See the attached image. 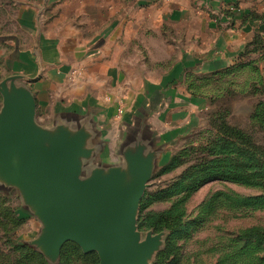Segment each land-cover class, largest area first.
<instances>
[{"label":"crops","instance_id":"crops-1","mask_svg":"<svg viewBox=\"0 0 264 264\" xmlns=\"http://www.w3.org/2000/svg\"><path fill=\"white\" fill-rule=\"evenodd\" d=\"M251 1L16 0L13 29L0 32V122L3 91L25 112L29 99L18 92L27 90L41 133L54 132L59 118L89 116L108 144L125 130L122 143L147 130L159 140L156 122L194 112L193 103H176L181 74L234 66L254 36L264 38L262 23L249 17ZM120 99L125 115L117 120ZM136 119L142 125L133 128ZM1 157L0 175L9 164ZM94 164L103 162L97 156Z\"/></svg>","mask_w":264,"mask_h":264},{"label":"rangeland","instance_id":"rangeland-1","mask_svg":"<svg viewBox=\"0 0 264 264\" xmlns=\"http://www.w3.org/2000/svg\"><path fill=\"white\" fill-rule=\"evenodd\" d=\"M15 1L0 0V32L13 29ZM251 2L254 4L250 13L264 18V0ZM175 89L179 90L176 103L179 106L183 102L193 103L194 112L189 117L186 114L181 117L179 113L177 120L158 121L155 126L152 113L147 115L145 125L154 126L159 140L145 129L158 158L155 166L148 164L142 172V195L133 213V240L143 247L139 264H264V241L251 232L264 230V200L244 202L264 196V180L257 179L264 177L263 36L252 38L236 65L207 73L185 71ZM120 103L121 114L117 110ZM166 103L165 98L162 105ZM116 104L115 119L120 120L125 115V102L120 99ZM140 125L141 120L136 119L130 126ZM97 132L102 144L98 160L106 166L123 168L122 151L129 143L123 146L127 141H122L127 131H120L119 141L109 140L110 144L104 132ZM240 136L246 139L241 140ZM249 143L256 147H250ZM130 154L143 160L152 155L147 148ZM252 160L258 165L253 170L240 167ZM135 167L129 166L131 170ZM223 169L233 175L241 172L246 178L253 177L255 183L222 180L216 173ZM130 175L134 176L133 172ZM23 201L19 189H0V264H42L30 257L31 261L27 260V250L21 245L40 253L46 264H101L96 251L85 253L73 241H66L59 254L48 253L47 246L39 244L40 241L35 243L41 224L23 208ZM165 214L179 219L181 227L176 231L153 227V221ZM169 239L176 244L177 254L159 263ZM69 243L78 245L82 253L69 246V251L65 249ZM42 251L50 256L46 258Z\"/></svg>","mask_w":264,"mask_h":264},{"label":"water","instance_id":"water-1","mask_svg":"<svg viewBox=\"0 0 264 264\" xmlns=\"http://www.w3.org/2000/svg\"><path fill=\"white\" fill-rule=\"evenodd\" d=\"M3 93L0 155L9 164L2 166L0 189L22 192L23 208L42 224L35 243L59 254L66 241H73L85 253L96 251L101 264H139L143 247L133 240V213L142 195V172L158 158L146 132L126 140L123 168L95 165L102 144L96 142L99 133L91 117L71 122L59 118L47 135L32 124L35 103L27 90L18 92L23 102L29 99L25 112L10 100L8 90ZM142 148L152 153L149 160L130 154ZM46 251L42 253L48 258Z\"/></svg>","mask_w":264,"mask_h":264},{"label":"trees","instance_id":"trees-1","mask_svg":"<svg viewBox=\"0 0 264 264\" xmlns=\"http://www.w3.org/2000/svg\"><path fill=\"white\" fill-rule=\"evenodd\" d=\"M249 17L252 18L253 20L260 21L262 23V25L264 26V18H262V17L259 18L258 16H254L253 13H250ZM246 50H247V48H246ZM239 135H241V134H239ZM239 138L241 140L246 139L245 137H241V136ZM249 145H250V147H256V145L254 143L253 144L249 143ZM239 149L242 150L245 153L249 152L248 150H246L244 148H239ZM250 155H254V153L252 152V153L249 154V160H251ZM253 166H258V165L253 163V160L247 166L246 165H240L241 168L243 167V169L246 168L247 170H253V168H254ZM216 174H218L221 177L222 180H226L227 179V180H231V181L241 182L242 184L255 183V182H253V177L246 178V176H243L241 174V172L235 173L233 175L228 170L223 169V170L217 172ZM232 175L234 176V178L231 177ZM242 176H243V178H242ZM257 179H263L264 180V177L263 178H257ZM261 200H264V196H259L257 198L247 199V200H244V202H251V201L258 202V201H261ZM20 219L24 220V218H20ZM152 226L155 227L157 230H161L163 228H169L171 230H175L176 231V230H178L181 227V222L179 221V219H177L175 217H172L171 215L165 214V215L158 216L157 219L153 221ZM251 232H252V234H254L253 236H255L256 238L260 239L261 241H264V230H252ZM67 246H69L71 249H73L74 252H76V253H78V252L82 253L81 248L78 245L74 244V243L67 244L65 249H68ZM21 247H24L27 250V260H29L28 257H30L33 260L40 261L42 264H46V261L44 260V257L40 253L34 251L32 248H30V247H28L26 245H21ZM65 249H64V253H66ZM68 251H69V249H68ZM176 254H177V246L171 239H169L168 243H167V249L161 255V258L159 259V263H163V260L165 261L167 259V257H175ZM94 255L96 256V254H94ZM93 259L97 263L96 258H93ZM29 261H31V260H29Z\"/></svg>","mask_w":264,"mask_h":264},{"label":"built area","instance_id":"built-area-1","mask_svg":"<svg viewBox=\"0 0 264 264\" xmlns=\"http://www.w3.org/2000/svg\"><path fill=\"white\" fill-rule=\"evenodd\" d=\"M234 9H235V8H233L232 10L234 11ZM117 110H118V112H119L120 114H121V113H123V106H122V104H121V103L119 104V106H118V109H117Z\"/></svg>","mask_w":264,"mask_h":264}]
</instances>
